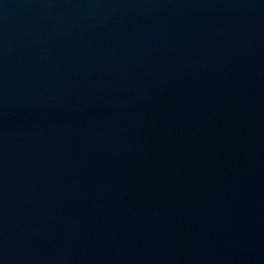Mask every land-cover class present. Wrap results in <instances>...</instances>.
I'll return each instance as SVG.
<instances>
[{
  "label": "water",
  "instance_id": "water-1",
  "mask_svg": "<svg viewBox=\"0 0 264 264\" xmlns=\"http://www.w3.org/2000/svg\"><path fill=\"white\" fill-rule=\"evenodd\" d=\"M0 264H264V0H0Z\"/></svg>",
  "mask_w": 264,
  "mask_h": 264
}]
</instances>
